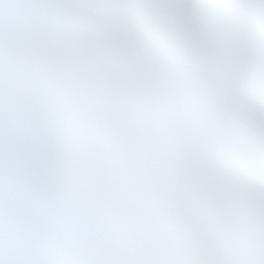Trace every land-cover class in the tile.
Segmentation results:
<instances>
[{
    "label": "snow or ice",
    "instance_id": "obj_1",
    "mask_svg": "<svg viewBox=\"0 0 264 264\" xmlns=\"http://www.w3.org/2000/svg\"><path fill=\"white\" fill-rule=\"evenodd\" d=\"M0 264H264V0H0Z\"/></svg>",
    "mask_w": 264,
    "mask_h": 264
}]
</instances>
